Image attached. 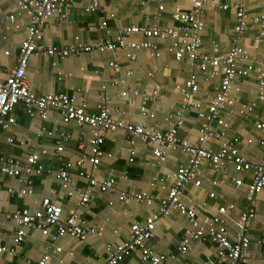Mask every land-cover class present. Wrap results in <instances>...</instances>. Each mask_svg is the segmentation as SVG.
<instances>
[{
    "label": "crops",
    "instance_id": "0c3cea01",
    "mask_svg": "<svg viewBox=\"0 0 264 264\" xmlns=\"http://www.w3.org/2000/svg\"><path fill=\"white\" fill-rule=\"evenodd\" d=\"M92 1L75 0V5L65 18L50 17L44 24L43 42L61 44L71 42L76 37L84 41L113 39L119 28L124 26L171 27L175 25L172 18L175 8L189 10L193 7V0H99L100 8L86 13L83 8ZM238 1L218 0L215 5L206 6L202 14L205 22L200 50L202 54L213 55L215 45L222 52L231 48L236 37V15L231 7L225 9L220 5ZM162 5L163 9L160 8ZM246 6L250 15L256 16L264 10V0H247ZM11 14L16 16L14 21L9 17ZM103 20L107 21L110 32L101 27ZM29 21L28 14L19 8L16 1L0 0V80H4L9 70L18 63L20 46ZM257 33L255 26L250 27L239 35L240 44L248 51L254 65L264 67V39L259 40ZM130 39L140 42L150 38L135 33ZM151 39L159 44V56L148 48L132 50L136 54L134 59L127 55L131 49L122 48L94 50L66 57L34 55L27 67L31 90L36 95L68 93L76 102L86 103L88 112L99 111L98 105L104 91L108 96L112 117L126 122L144 121L154 129L166 130L170 125L169 113L175 112L183 101L179 86L196 74L200 86L196 98L207 112V105L221 81V74L212 77L209 70L196 68L187 57L177 59L170 50L172 38ZM114 60L120 64V71L110 65ZM127 71L131 73L127 74ZM103 85L107 87L103 89ZM155 87L160 88L159 95L146 102L147 114L142 113V97H136L135 102H131L121 94L123 90ZM260 90L254 72L239 78L231 92L234 103L224 113L229 128H224L217 120H210L212 130H226L225 135L209 138L201 145L218 150L223 142H227L247 160H262L264 128L257 126L260 122L264 123V100L259 98ZM13 115L15 124L0 135V154L15 157L22 164L27 163L31 154H39V162L45 171L33 177L32 194L18 196L12 195L10 189L23 187L20 177L9 176L0 170V245L7 248L0 253V264H29L46 252L51 254L49 264H104L108 258L107 245H117L129 239L133 223L144 222L159 210L162 200L175 186L171 174L188 163V156L181 149L169 146L163 147L167 154L166 160L156 163L154 145L140 138L135 139V154L130 155V143L124 129L105 131L102 144L104 154L94 175L99 178L115 177L118 192H102L98 188H91L90 202L81 205L80 193L89 187L88 179L79 175L80 168L73 164L70 168L72 181L64 184L58 170L63 162H76L82 155L90 154L89 140L94 129L73 121L65 122L54 110L50 111L46 119L40 115L30 116L23 103L17 105ZM203 121L196 110L187 111L178 130L179 138L199 143ZM61 132L69 134V138L64 143V149L56 153ZM8 138H12V141H8ZM81 168L93 171L89 164ZM124 174L127 176L123 177ZM197 178L201 183H188L181 201L195 208L200 216L218 214L220 206L233 205L222 217L230 234H236L237 222L248 206V185L254 180L253 169L236 171L233 164L228 163L223 170H216L207 160L198 167ZM237 179L242 184H237ZM69 191H73V194L69 195ZM120 191L143 193L151 196L152 201H123L119 199ZM211 193L215 196L212 197ZM46 196L62 206L64 215L76 209L100 233H90L84 240L67 235L54 241L50 235L31 229L27 238L15 245L13 238L16 227L6 217V213L21 208L32 211L41 209V202ZM255 209V215L248 225L251 242L246 264H264V243L261 241L264 230V188L257 195ZM188 226L187 218L173 209L169 215L158 220L154 238L147 243L158 252L175 254L172 264H211L217 248L209 239H194L186 252L179 251L182 235ZM57 247L61 250H56ZM119 264L151 263L143 261L139 251H133Z\"/></svg>",
    "mask_w": 264,
    "mask_h": 264
},
{
    "label": "built area",
    "instance_id": "2783aa9c",
    "mask_svg": "<svg viewBox=\"0 0 264 264\" xmlns=\"http://www.w3.org/2000/svg\"><path fill=\"white\" fill-rule=\"evenodd\" d=\"M19 8L24 10L29 18V26L20 46L18 63L9 70L7 77L0 80V135L10 125L15 124L16 119L13 112L19 103L25 105L26 111L30 116L40 115L46 119L51 110L58 113L65 122L73 121L78 125H89L94 129L93 135L89 140L90 154H84L76 162L65 161L58 170L60 179L64 184L72 181L70 168L73 164L77 165L79 175L85 176L89 181V187L80 193V204L87 205L91 200V188H98L100 191L117 190V179L115 177L99 178L95 174L101 158L104 154L102 144L104 142L105 131H116L124 129L128 142L130 143V155L135 154V139L140 138L145 142L154 145V161L162 163L166 160L167 154L164 146L181 149L188 156V163L181 165L171 175L175 181V186L169 195L164 198L158 211L153 212L144 222H135L131 225L130 237L117 245L108 244V258L104 264H119L125 257L133 251H139L143 261L151 264H172L175 254L158 252L147 241L154 238L155 228L158 220L162 216H167L173 209L183 214L189 226L185 229L180 244L179 251L184 253L188 250L190 242L194 239H209L216 245V257L211 260V264H246L250 247V236L248 225L250 219L256 212V199L258 193L264 188V158L258 162H251L243 157L237 148L231 143L223 142L218 150L206 148L201 145L212 137H223L226 130L215 132L210 126V120H217L224 128H229L230 124L226 121L224 113L232 107L234 100L231 96L235 82L252 72L256 74L261 90L259 98L264 100V67L254 65L250 60L248 51L240 44L239 35L243 34L250 27L257 28V38L264 39V10L259 15H250L246 6L247 0H239L233 4H221L223 8H232L236 15L235 33L231 48L227 52L220 51L215 45L214 54L206 55L201 53L202 31L205 26L203 11L209 4L215 5L218 0H193V7L189 10L177 7L172 12L174 26L160 28L157 26H124L119 28L113 39H98L94 41H84L80 37L75 40L61 44H46L43 42V28L45 22L52 16L65 18L75 5V0H14ZM163 5L160 6L163 9ZM100 8L99 0H93L86 5L83 10L90 13ZM11 20H15V14H11ZM101 27L107 32L111 29L106 20H103ZM141 33L150 38L145 41H135L130 39L132 34ZM151 38L161 40L172 38L170 50L177 59L187 57L191 63L203 71L209 70L211 76L221 74V81L216 87V92L207 105V112L203 108L202 102L196 98L200 90L198 78L193 74L188 78L179 89L183 96L181 105L175 112L169 113L168 120L170 125L166 130H157L140 122H126L122 119L112 117L111 109L108 104V96L102 91V98L98 105V112H88L86 103H78L76 99L68 93L50 92L43 95H36L31 90L27 77V67L31 57L34 55H52L66 57L68 55H79L94 50H116L131 49L127 53L131 59L136 58L132 50L140 48L151 49L154 54L159 56L161 49L159 44ZM8 53V52H6ZM246 64H245V63ZM244 63V64H243ZM110 65L120 71L121 66L117 61H111ZM131 71H127L130 74ZM122 81V80H120ZM107 86L103 85L105 89ZM159 87L154 89L144 88L123 90L121 94L131 102H135L136 97H142V113L147 114L146 102L159 95ZM251 108V107H250ZM196 110L200 118L204 121L200 127L199 143L190 140H181L178 136L179 127L184 122V115L189 110ZM259 128H264V123L257 124ZM69 138V134L61 132L57 141L56 153L64 149V143ZM12 141V138H8ZM39 154L33 153L27 158V163L22 164L20 160L12 156L0 154V170L9 176H18L24 183L23 187L15 190L10 189L12 195L24 196L33 193L34 176L44 173V166L39 162ZM130 160H133L130 157ZM209 161L216 170H223L225 165L232 163L236 171H254V180L248 185V206L240 215L237 222L238 231L231 235L227 224L222 217L224 213L234 206H220L218 214L199 215L193 207H188L181 201L185 187L194 181L199 185L201 181L197 178L198 167L204 162ZM89 164L93 171L82 170L81 166ZM124 174L123 177H126ZM237 184L242 181L237 179ZM55 191V190H53ZM73 191H69L72 195ZM214 197L215 194L211 193ZM119 199L123 201H145L150 203L151 196L136 192H119ZM6 217L15 224L14 244H21L28 236L31 229H38L44 235L51 236L57 241L62 236H71L76 239L84 240L90 233H100L93 225L78 213L76 209L70 210L64 215L62 206L54 201L50 196L43 198L41 209L30 210L21 208L14 212H7ZM51 228H54L52 231ZM261 241L264 243V230ZM6 246L0 245V253L6 250ZM56 250H61L57 247ZM13 251V250H11ZM51 254L43 253L38 259L30 261L29 264H49ZM10 264H14L11 262Z\"/></svg>",
    "mask_w": 264,
    "mask_h": 264
}]
</instances>
